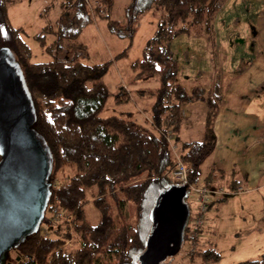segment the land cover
<instances>
[{"label":"trees","instance_id":"obj_1","mask_svg":"<svg viewBox=\"0 0 264 264\" xmlns=\"http://www.w3.org/2000/svg\"><path fill=\"white\" fill-rule=\"evenodd\" d=\"M13 1L0 0V49L7 48L20 63L36 108L35 128L53 153L52 195L45 217L51 207L57 206L70 215L71 220L60 221L45 235L39 229L18 248L11 249L8 261L12 264H139L159 194L171 185L182 184L188 197L191 187L198 185L200 166L212 155L216 142L211 121L221 102L219 83H215L212 94L205 97L201 88L193 87L189 93L184 90L176 78L179 67L172 42L180 35L209 33L226 0H134L133 11L137 18L150 10L157 15L154 34L145 42L140 58L130 66L133 80H158L154 89L137 91L139 96L153 98L149 111L152 127L122 112L108 117L100 115L113 95L103 82L109 62L86 64L78 55L32 62V52L22 39L24 29L14 27L8 16V6ZM64 2V13L68 17L73 15L72 25L77 30L95 17H106L111 27L121 25L118 20H109L114 0ZM59 26L57 31H49L50 26H47L33 38L47 52L53 49H62V52L67 46L64 39H76L77 32ZM47 32L57 39L45 46ZM70 44L83 49V45L74 40ZM115 93L117 105L130 101L123 85H119ZM200 99L206 101L209 112L204 137L201 141H183L179 136L181 107ZM169 130L175 136L179 158L187 167L185 183L176 182L170 174L175 159L164 137ZM60 176L64 181L57 183ZM208 179L209 176L204 178L203 185L220 186L209 184ZM240 184L241 181L227 180L225 187L237 192ZM226 199H212L209 209H217ZM89 202L99 212L96 224L86 216L84 206ZM125 202L133 207V225L123 219ZM185 202L190 216L183 235L186 246L182 245L172 256L179 255V264H219L216 230L203 226L193 228L191 206L186 199ZM206 235H209L207 239L202 238ZM241 264H264V258Z\"/></svg>","mask_w":264,"mask_h":264},{"label":"rangeland","instance_id":"obj_2","mask_svg":"<svg viewBox=\"0 0 264 264\" xmlns=\"http://www.w3.org/2000/svg\"><path fill=\"white\" fill-rule=\"evenodd\" d=\"M64 1L65 0H15L12 4H9L8 16H10L11 24L14 27H22L24 29L22 39H24L32 52V62H48L57 56L70 59L73 55H78L82 63L84 62L91 65L95 63H106V61L109 62L108 72L103 77V82L106 83L109 91L113 93V95L108 98L105 104L106 106L100 115L108 117L111 114L118 115L122 112L131 115V117H134L140 124L152 127L150 125V118L147 119V116L141 115L139 110L140 107L138 108L137 103H145L147 107L144 108H147V111H149L153 104V98L147 95H143V98H141L137 91L142 88L157 86L158 80L135 81L133 80V72L130 66L135 59L140 58L145 42L154 34L153 32L157 26V15L153 14L150 10L149 13L146 12L137 18L135 11H133L134 0H114V7L109 15V20H118L122 26L116 24L115 27H111L107 24L108 21L106 17H95L91 23L82 24L81 29L77 30V28L72 25L73 15L68 17L67 14L64 13ZM214 19L216 20V25L214 20L209 33L204 32L202 35L198 36L179 37L174 42V49L175 47L177 48L176 59L179 67L176 78L188 93L195 86H206L207 81L210 83L221 82L224 77H227V69L230 68L231 65L234 66V62L239 59L237 57L238 53H236V47L238 46L236 38L233 37V41H235L234 47L230 46V42H228L231 35L228 33L234 31L233 25L235 22L227 26L223 23L219 24L217 19ZM60 24L63 26L64 30L71 28L73 32H77L75 36L76 39H64V45L67 46H65L62 52V49H53L52 52H47L46 49L40 46L39 41L33 37L37 33L44 31L47 26H50L48 27L49 31H57ZM245 28L247 32L251 33V27ZM44 35L45 46H48L57 39V37L50 32ZM73 40L83 45V49L74 44H70ZM119 85H123L127 88L130 101L120 102L117 105L114 96ZM132 91L135 94L137 103L133 100ZM189 103L190 106L188 108H192V110L184 115L182 125L183 133L181 132L180 136H182L183 139L193 138L201 141L204 137L203 129L208 125V119L203 118L202 113L198 112L196 108L192 106L191 102ZM185 131L189 134L191 132V137L186 136L187 133ZM207 162L208 158L201 164V174L197 180L198 185L194 184L193 186L203 185L204 178L206 177L205 175L207 174L204 170V165L207 164ZM63 181L64 178L60 176L56 182L61 183ZM220 186L225 187L224 185ZM238 189L237 192L242 188L240 187L239 191ZM230 193L235 192L228 190L227 194L221 197L227 198ZM185 199L191 206V213H193L196 206L195 193L190 191L189 196ZM222 206L217 209L214 207L209 209V212L207 211L209 217L206 219L205 227L209 230L213 228L216 231L220 227L219 234L224 237V231L227 230L229 226H227L226 222L223 223V219L229 217V213L233 209V206L230 205L220 214ZM123 208V219L133 225L135 223L133 207L125 202ZM84 209L88 221H91L93 224L98 223L99 212L95 209L92 202L87 203ZM44 219L42 221V227L45 226ZM218 219L221 220L219 222L220 226L218 223L219 227H217ZM208 236L209 235L202 236V238L207 239ZM184 246H186V243H184L183 247ZM227 250L228 249L223 247V252ZM14 256L15 252L11 255L12 261L14 260ZM179 260V255L176 254L172 256V258L169 257L165 259L162 264H179ZM224 261H226V264H238V261L234 263L230 260Z\"/></svg>","mask_w":264,"mask_h":264},{"label":"crops","instance_id":"obj_3","mask_svg":"<svg viewBox=\"0 0 264 264\" xmlns=\"http://www.w3.org/2000/svg\"><path fill=\"white\" fill-rule=\"evenodd\" d=\"M220 7L215 17L219 24L229 26L235 22L234 31L228 33L231 34L228 42L234 47L233 37L236 38L239 59L227 69V77L219 82L222 101L217 104L211 121L212 131L216 134L215 148L207 157L204 170L211 185L225 186L227 180L241 181L239 186L242 189L230 193L220 209L221 214L230 205L233 206L229 217L223 219L229 228L224 231V237L220 236L221 220L218 219L219 228L215 235L220 263L226 264L224 260H230L241 264L246 260L264 258V0H226ZM245 27H251V33ZM198 35H180L175 40ZM175 40L172 42L174 55L177 53ZM214 84L207 81L206 86L198 88L203 90L205 97L212 94ZM125 90L128 92L127 88ZM133 100L137 103L134 92ZM139 103L137 106L141 115L149 119L150 110L144 108L147 105ZM189 104L181 107L182 125L184 115L192 110L188 108ZM191 104L202 113L203 118H209L206 101L200 99ZM206 129L207 126L203 129L204 134ZM185 132L191 137V132ZM180 137L183 141L195 140ZM223 247L228 250L223 252Z\"/></svg>","mask_w":264,"mask_h":264},{"label":"water","instance_id":"obj_4","mask_svg":"<svg viewBox=\"0 0 264 264\" xmlns=\"http://www.w3.org/2000/svg\"><path fill=\"white\" fill-rule=\"evenodd\" d=\"M36 108L20 63L0 49V264L39 231L52 195L53 153L35 128ZM185 185L163 190L139 264H160L183 245L189 219Z\"/></svg>","mask_w":264,"mask_h":264},{"label":"built area","instance_id":"obj_5","mask_svg":"<svg viewBox=\"0 0 264 264\" xmlns=\"http://www.w3.org/2000/svg\"><path fill=\"white\" fill-rule=\"evenodd\" d=\"M97 1V0H93ZM165 139L168 144V147L170 148L173 159H175L174 167L171 170V176L172 178L179 183H185L187 178V167L183 163V161L179 158V148L177 147V144L175 143V136L173 135V132L171 130L167 131L165 134ZM240 190V187L238 191ZM192 193H195V209L194 212L191 213V226L193 228H199L203 226L205 220H206V213L209 209V202L212 199H216V197H221L223 195L227 194L228 189L222 186L213 187L208 185H201V186H193L191 187ZM71 216L66 215L63 213L57 206L51 207L49 209L48 215L44 219L45 226L42 227V224L40 225V228L42 233L45 235L49 228L55 226L60 221H70ZM42 223V222H41Z\"/></svg>","mask_w":264,"mask_h":264}]
</instances>
